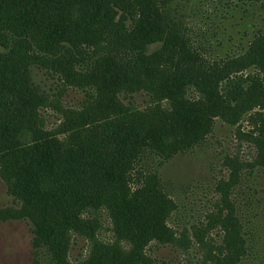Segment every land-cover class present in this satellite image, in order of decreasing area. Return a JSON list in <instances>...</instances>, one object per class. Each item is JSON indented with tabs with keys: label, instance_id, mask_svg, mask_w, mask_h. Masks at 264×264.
Returning a JSON list of instances; mask_svg holds the SVG:
<instances>
[{
	"label": "trees",
	"instance_id": "obj_1",
	"mask_svg": "<svg viewBox=\"0 0 264 264\" xmlns=\"http://www.w3.org/2000/svg\"><path fill=\"white\" fill-rule=\"evenodd\" d=\"M172 1L0 0V120L7 122L0 123V140L19 141L25 128L38 133L30 127L48 96L33 78L34 58H50L42 65L63 76V88L84 92L81 111L68 109L74 120L82 119L73 121L78 126L71 140L39 135L12 145V166L6 172L12 187L7 190L17 198L12 210L19 214L0 210V220L30 222L31 264H71V230L90 240V258L78 264H155L146 253L152 241L188 247L187 229L177 234L169 222L179 206L159 182L160 170L201 144L215 115L233 126L244 114L250 116L252 130L237 126L236 134L256 149L252 162L227 156L231 179L219 187L227 191L249 168V176L264 174V111H254L264 105V28L232 63L221 66L201 59L191 46L185 22L168 8ZM237 1L255 5L261 0ZM246 65H254L257 73L230 75L231 69ZM81 76L95 93L85 89ZM225 77L226 89L219 90L216 80ZM191 83L203 91L201 99L186 98ZM121 91L144 92L153 106L123 112L116 98ZM164 98L170 101L169 111L163 110ZM138 117H146L145 122ZM146 159L150 168L143 165ZM135 163L143 166L136 169ZM0 177L4 180L1 171ZM85 207L106 209L114 241H96L86 232L100 218L79 220ZM194 230L204 247L212 244L209 235L217 230L216 253L205 254L212 264H253L248 232L229 198L205 227Z\"/></svg>",
	"mask_w": 264,
	"mask_h": 264
},
{
	"label": "rangeland",
	"instance_id": "obj_2",
	"mask_svg": "<svg viewBox=\"0 0 264 264\" xmlns=\"http://www.w3.org/2000/svg\"><path fill=\"white\" fill-rule=\"evenodd\" d=\"M168 8L185 22L191 46L197 49L201 59L217 62L221 66L232 63L234 60L232 57L242 52L253 34L258 29L264 28V0L255 5L249 1L243 3L237 0H173L168 4ZM90 49L94 50V47ZM48 59L50 58L38 56L34 58V62L38 64L31 67L34 80L46 89L48 96L47 103L38 105V118H36L38 122H34L30 127V129H37L38 133L30 132L29 128H25L17 135L19 141L15 138L0 140V171L4 176V180L0 177V210L5 213L9 210L11 214H19V211L12 210L13 200L17 198L9 195L7 190L8 185L12 187V179L6 172L12 166L14 142H29L39 135L57 136L61 141L71 140L72 135H76L77 132L76 123L80 124L82 121V119L79 122L74 120L75 116H72L68 109L81 111L84 92L75 87L63 88V76L60 74L56 76L52 69L43 67L42 64L48 63ZM256 73L257 69L254 65L237 67L230 71L232 77L243 74L247 77L249 74ZM81 80L85 82L87 91L95 93L94 85L91 86L92 84L87 82L85 77L81 76ZM226 80V77L216 80L219 90L226 89L224 86ZM185 92L188 100L195 101L201 99L203 91L197 87V83H191ZM116 98L123 112L133 113L136 107L138 110H145L146 107L153 106L152 99H149L144 92L127 94L121 91ZM131 102L135 105H131ZM161 103L163 110H170L168 99L164 98ZM122 111L119 117H122ZM254 111H264V105L256 106ZM74 114L78 115L77 112ZM137 116L140 115L137 114ZM243 116L242 120L240 119L241 125L238 123L236 126L229 124L219 114L213 116L214 126L212 130L206 132L203 142L192 150L180 153L165 163V167L160 170L159 182L166 194L179 206V212L176 210L169 222L177 234L187 229L190 244L188 243V247L185 248H174L161 246L156 241H152L149 249L146 248V253L156 259L155 264H212L205 254L209 251L216 253L212 247L215 246L213 243H218L220 240L217 230L209 235L213 237L210 240L212 244L204 247L196 241L194 229L205 227L212 215L223 209L228 198L238 206L245 230L248 232L247 248H251L253 254H250L255 257L252 263L264 264V174L256 172L253 176H249V168L243 172L240 181L233 184L227 191L219 187V182L224 181L225 184L231 179L232 168L225 163L227 156L237 155L241 160L252 162L256 155L255 146L249 141L240 139L236 134L237 126H241L243 131L252 130L249 124L250 116ZM145 118L138 117V121L143 122ZM150 119L151 117L147 118L148 123ZM0 123L3 125L7 122L0 120ZM155 160L157 162L160 159ZM147 162V159L144 160L143 165L150 168ZM140 165L143 166L142 163ZM140 165L135 163L134 167L137 169ZM98 217L100 224L93 223L92 229L86 227V232L92 233L96 241H114L115 234L112 230L111 218L105 208L95 210L92 207H85L79 210V220H91ZM70 234L75 237V240L71 246L68 261L71 264H78L84 258L89 259L90 240L74 230H71ZM32 238L28 220H0V264H31ZM61 240L64 239H59V242ZM61 246L63 248V244Z\"/></svg>",
	"mask_w": 264,
	"mask_h": 264
}]
</instances>
